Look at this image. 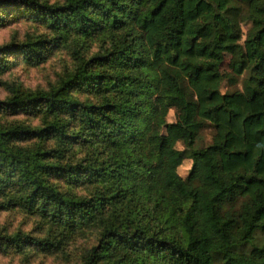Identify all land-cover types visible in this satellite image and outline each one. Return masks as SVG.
Returning <instances> with one entry per match:
<instances>
[{
	"label": "trees",
	"instance_id": "trees-1",
	"mask_svg": "<svg viewBox=\"0 0 264 264\" xmlns=\"http://www.w3.org/2000/svg\"><path fill=\"white\" fill-rule=\"evenodd\" d=\"M10 5L48 34L0 45V69L9 53L38 64L70 34L101 44L74 49L56 85L0 98V114H40L0 122V207L67 229L97 222L82 264H264V0H0ZM82 181L85 195L63 186ZM2 245L53 252L60 240Z\"/></svg>",
	"mask_w": 264,
	"mask_h": 264
},
{
	"label": "rangeland",
	"instance_id": "rangeland-1",
	"mask_svg": "<svg viewBox=\"0 0 264 264\" xmlns=\"http://www.w3.org/2000/svg\"><path fill=\"white\" fill-rule=\"evenodd\" d=\"M48 1L60 2L61 0ZM0 15L4 16V20L0 21V45L48 34L43 25L31 21L25 15H20L19 10L11 5L1 7ZM245 28L246 25L242 24L243 31ZM100 44L101 38L83 40L70 34L64 43L48 51L45 60L38 64L24 62L18 53L1 55L5 67L0 69V98L7 96L11 87L27 91L48 89L56 85L74 68L75 61L72 53L74 49H77L82 56H88L97 52ZM230 64V55L225 53L219 67L222 76L221 91L239 88V79L236 84H229L227 81L230 74ZM39 118V113L0 114V122H19L25 125H35L39 122ZM173 118V110H169L166 114V120L172 121ZM211 134V127L201 130L196 145L209 143ZM175 147L181 148V144L177 142ZM67 155V159L75 160L82 155V148L73 147L69 149ZM191 168V160L185 158L176 168V172L183 178ZM63 186L75 195H85L89 189V185L83 181ZM2 199H4L3 196L0 197V204H2ZM98 232L99 225L95 221L67 229L37 214L25 212L17 206L0 207V236L19 233L37 238L49 237L60 240L58 249L53 252H43L27 245L20 248L9 245L3 247L2 245L0 246V264H82L86 251L95 243Z\"/></svg>",
	"mask_w": 264,
	"mask_h": 264
}]
</instances>
